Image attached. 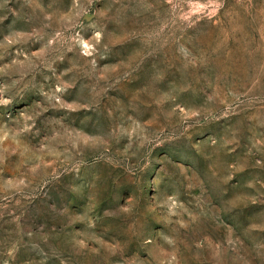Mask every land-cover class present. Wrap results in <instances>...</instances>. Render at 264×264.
Instances as JSON below:
<instances>
[{"label": "rangeland", "instance_id": "obj_1", "mask_svg": "<svg viewBox=\"0 0 264 264\" xmlns=\"http://www.w3.org/2000/svg\"><path fill=\"white\" fill-rule=\"evenodd\" d=\"M0 264H264V0H0Z\"/></svg>", "mask_w": 264, "mask_h": 264}]
</instances>
